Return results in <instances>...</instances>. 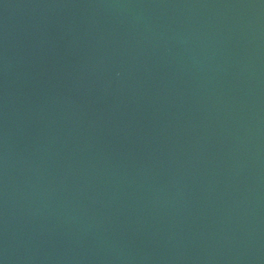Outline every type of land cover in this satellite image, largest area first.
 I'll return each instance as SVG.
<instances>
[{
    "label": "water",
    "instance_id": "1",
    "mask_svg": "<svg viewBox=\"0 0 264 264\" xmlns=\"http://www.w3.org/2000/svg\"><path fill=\"white\" fill-rule=\"evenodd\" d=\"M0 264H264V0H0Z\"/></svg>",
    "mask_w": 264,
    "mask_h": 264
}]
</instances>
